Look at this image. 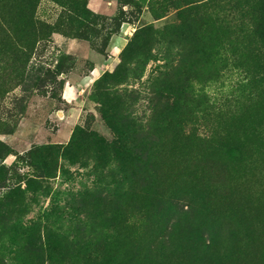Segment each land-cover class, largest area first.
Returning <instances> with one entry per match:
<instances>
[{
    "label": "rangeland",
    "instance_id": "obj_1",
    "mask_svg": "<svg viewBox=\"0 0 264 264\" xmlns=\"http://www.w3.org/2000/svg\"><path fill=\"white\" fill-rule=\"evenodd\" d=\"M84 1L0 0V264L238 259L264 0Z\"/></svg>",
    "mask_w": 264,
    "mask_h": 264
},
{
    "label": "trees",
    "instance_id": "obj_2",
    "mask_svg": "<svg viewBox=\"0 0 264 264\" xmlns=\"http://www.w3.org/2000/svg\"><path fill=\"white\" fill-rule=\"evenodd\" d=\"M86 2L88 0H85ZM84 1V3H85ZM169 159L174 156H168ZM185 160L184 156H178L171 163L172 166H177L176 163H179L182 160ZM179 160V162H178ZM232 170L234 171V167L230 165ZM237 174L234 177L233 182H231L230 186L232 187V192L234 191L237 198L243 203L251 208L256 209L254 213H252L253 217L247 216L243 217L240 220L239 227L242 229V233L240 236L242 238L243 245L240 244V252L238 259L232 260L229 264H257L255 261L256 250L259 248L258 252H261L264 249V221L261 219L260 214L264 217V175L259 174L254 170L250 171L248 167H244L241 163L237 164ZM241 168V169H240ZM226 168L222 167L220 176L224 178L227 182H229V178L227 177ZM239 171V174H238ZM234 186V188H233ZM254 206V207H253ZM260 213V214H259ZM198 220H202L203 217H197ZM190 218L187 216L183 217L181 221L178 223H188ZM203 223V222H202ZM197 227V230L201 227ZM128 226H125V229ZM234 240L236 241V234H234ZM233 239V238H232ZM259 241V242H257ZM262 260V259H261Z\"/></svg>",
    "mask_w": 264,
    "mask_h": 264
},
{
    "label": "crops",
    "instance_id": "obj_3",
    "mask_svg": "<svg viewBox=\"0 0 264 264\" xmlns=\"http://www.w3.org/2000/svg\"><path fill=\"white\" fill-rule=\"evenodd\" d=\"M100 7V6H99ZM93 9V8H92ZM98 9V8H97Z\"/></svg>",
    "mask_w": 264,
    "mask_h": 264
}]
</instances>
